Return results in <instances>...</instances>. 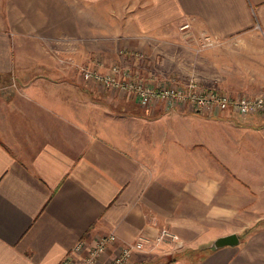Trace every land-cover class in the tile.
<instances>
[{
  "label": "crops",
  "instance_id": "obj_1",
  "mask_svg": "<svg viewBox=\"0 0 264 264\" xmlns=\"http://www.w3.org/2000/svg\"><path fill=\"white\" fill-rule=\"evenodd\" d=\"M187 20L201 82L264 87V0H0V264H60L79 239L114 234L106 258L161 227L184 247L147 244L126 264H264V225L243 233L230 219L246 197L261 198L264 127L213 125L166 105L152 118L53 59L151 55L149 42H178ZM209 65L215 77L202 72ZM230 234L237 245L212 246Z\"/></svg>",
  "mask_w": 264,
  "mask_h": 264
},
{
  "label": "rangeland",
  "instance_id": "obj_2",
  "mask_svg": "<svg viewBox=\"0 0 264 264\" xmlns=\"http://www.w3.org/2000/svg\"><path fill=\"white\" fill-rule=\"evenodd\" d=\"M177 39H178V37H177ZM175 40H173V44H175V45H173V44L169 45L170 42H167L166 43L167 46L165 47V45H164V48L161 47V45L156 43V42H153V41L149 42L152 46V51H153V54H151V55L142 53L140 51H132L131 52V51H120L119 50L118 55H117L118 60L113 59L112 62H106L105 61V62L101 63L100 61H98L96 63L91 62V64H77V63H74L71 59H69V57L66 59L65 56H61V54L59 52H55L52 55H53V59L55 61H59L61 63H64L67 66L70 65L71 68H74V70L73 69H71V70H73V72L77 76H79L82 80H84L82 76H83V73L85 72L84 70H86V69H96L97 71H99V73L100 72L105 73L107 71V68L110 65L118 64L121 67H127V68H131L133 71L134 70L137 71L141 76H144V78L147 79L148 81H150L151 83H155L156 81L167 79L168 76H173V77H176L177 79L184 81L188 78V76L193 75L196 78L199 85L201 86V88L203 90H206V91L213 90V91H217V92H221V93H226V94H229V95L235 96V97H237V96L254 97L257 94L264 92V87H261V89H258V87H255V86H251V85L240 86V85H237V83L232 84L231 86H217V85L209 83L208 81H207L208 84L205 83L204 80H203V82H201L200 79L196 76L197 73L195 71V63L192 60L193 59L192 54L201 53L200 49L197 48L195 46V44L192 43V41L183 39L182 36H179L178 42H176L177 40L176 41ZM66 41L70 43V46L72 45L73 47L74 46L76 47L78 45L77 39L72 38V39H69ZM104 47L105 46L103 44L102 48H104ZM105 54L106 55L102 54L100 57L103 58L104 56H112L113 55V54L109 55V51H107V53H105ZM211 69L212 68L210 65H209V68H207V69H206V67L202 66V72L203 73H208V74H210L209 76L215 77L216 73H213V71ZM209 76L207 77L208 79H210ZM149 78H151V79H149ZM86 82L94 83V84L98 85L97 87L102 88L104 90L105 89L106 90L112 89V88H106V87H104L100 84H97L95 82H92V81H86ZM228 89H230V90H228ZM256 89H258V91H256ZM113 90H115V89H113ZM115 91L128 97V95L123 94L122 92H120L118 90H115ZM129 97L132 98L136 103H138L143 108L144 107H146V108L150 107L149 108L150 110H155V115H153V116L151 115L152 118L156 117V114H163L164 111L169 110V109L165 110V108L163 106L165 104L161 101H155V102L153 101V102L145 103L143 105L137 99H134L131 96H129ZM185 107H187V106L181 105L182 109H184ZM170 108H176V107H170ZM177 108H179V107H177ZM187 108H189V107H187ZM190 110H192V109H190ZM202 112L192 110V113H195V115H198V117H200L202 119L212 120L213 122H211V123L213 125H218V124L241 125V126H244L248 129H253V130L261 129L262 127H264V110H262L260 112H256V113L246 114V115H239V114H234V113L225 112V111L224 112L223 111L222 112L221 111H215V112H211V113H209L207 111H202ZM214 150L217 151L216 149H214ZM255 185L256 186L254 187L253 194L254 193H257V194L260 193L261 198H257L258 196L255 197L254 195L252 197H246V206H244V208L238 209L237 212L240 210L239 213L230 215V217H231L230 219H232L233 223H235L237 226H241L243 224V222H245V224L243 226H245L246 229L244 230V228H243V231H241L243 233L246 232L247 229H249V228L257 227L259 225H264V198H262V197H264V180L259 181ZM247 189H249L248 186H247ZM249 198H250L252 203L249 202ZM258 207H259V210H262V212H261V215L257 218V217H254L255 215H252L253 213L251 214V212H252V208L257 209ZM242 209L245 210V212H246L245 214L243 213ZM254 214H256V216H258L257 215L258 213H254ZM197 216L199 218H201V220H203L204 223H206V219H207L206 214H195L194 215V217H196V218H197ZM254 218H256L255 221H254ZM249 221H250V225H249ZM207 223H209V222H207ZM162 229H166L169 233L175 235L177 237V239L173 240L170 243L167 241H164V242L159 241V243H157L156 238L158 236H160V232ZM139 236H142V235H139ZM142 237H145L149 241L148 243L144 244L143 250H144L145 245H147V244L151 245L152 247L157 246L160 250L167 251L170 253L178 251L184 247V244H183L182 240L179 238V236L167 227H161L159 229L156 237H154L153 239L146 237V236H142ZM151 241H153V242H151ZM154 243H155V245H154ZM70 251H69V253H70ZM136 252H139V251H136ZM115 253H116V251L114 250L113 254H115ZM104 255L101 256V262L102 263L108 261V259L110 257V255H109L108 257L105 258Z\"/></svg>",
  "mask_w": 264,
  "mask_h": 264
},
{
  "label": "built area",
  "instance_id": "obj_3",
  "mask_svg": "<svg viewBox=\"0 0 264 264\" xmlns=\"http://www.w3.org/2000/svg\"><path fill=\"white\" fill-rule=\"evenodd\" d=\"M192 24L189 20L182 22L178 29L183 39L192 40ZM201 45L210 46L214 39L211 36L201 34L199 36ZM83 73L85 81H92L106 88H112L133 97L141 104L161 101L169 107L187 106L194 111H225L239 115L256 113L264 110V92L254 97L231 96L213 90H203L193 75L186 80H180L173 76L167 79L151 83L144 76L131 68L121 67L118 64L110 65L105 73L96 69H86ZM151 79V78H149ZM147 105V104H146ZM191 110V111H192ZM203 113V112H202ZM177 237L162 229L156 242H172ZM149 241L139 236L132 243L119 244L116 253L109 257L108 261L102 263L101 256L116 243L114 234H106L88 242L79 239L72 247L70 253L60 264H126L134 252L143 250L145 243Z\"/></svg>",
  "mask_w": 264,
  "mask_h": 264
},
{
  "label": "water",
  "instance_id": "obj_4",
  "mask_svg": "<svg viewBox=\"0 0 264 264\" xmlns=\"http://www.w3.org/2000/svg\"><path fill=\"white\" fill-rule=\"evenodd\" d=\"M237 244H238L237 236L234 234H230V235L221 236V237L216 238L213 241L212 246L214 248H221L224 246H235Z\"/></svg>",
  "mask_w": 264,
  "mask_h": 264
}]
</instances>
